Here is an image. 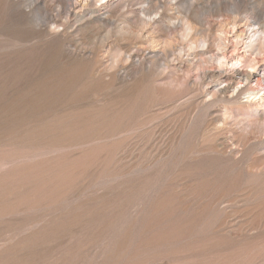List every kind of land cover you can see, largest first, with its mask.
I'll return each instance as SVG.
<instances>
[{
  "label": "rangeland",
  "instance_id": "374dc122",
  "mask_svg": "<svg viewBox=\"0 0 264 264\" xmlns=\"http://www.w3.org/2000/svg\"><path fill=\"white\" fill-rule=\"evenodd\" d=\"M192 4L243 13L187 0L166 23ZM244 6L264 21V0ZM36 24L0 0V264H264V91L203 105L196 67L160 65L134 88L55 55Z\"/></svg>",
  "mask_w": 264,
  "mask_h": 264
},
{
  "label": "bare ground",
  "instance_id": "6f19581e",
  "mask_svg": "<svg viewBox=\"0 0 264 264\" xmlns=\"http://www.w3.org/2000/svg\"><path fill=\"white\" fill-rule=\"evenodd\" d=\"M246 1L239 0L237 10L243 13L230 20L218 19L220 10L200 18L198 6L192 4L181 25L166 23L165 18L187 0H10V4L12 17L20 23L36 19L30 37L43 38L57 56L88 61L99 77L109 70L111 79L138 88L159 65L168 71L196 67L194 86L197 90L204 85L202 104L209 106L217 99L239 102L255 91L252 84L264 91V21L258 22L254 9L244 6ZM154 12L156 17H147ZM113 42L127 49L120 50L109 67L106 56Z\"/></svg>",
  "mask_w": 264,
  "mask_h": 264
},
{
  "label": "clouds",
  "instance_id": "9594fccd",
  "mask_svg": "<svg viewBox=\"0 0 264 264\" xmlns=\"http://www.w3.org/2000/svg\"><path fill=\"white\" fill-rule=\"evenodd\" d=\"M104 2V0H100V3H103Z\"/></svg>",
  "mask_w": 264,
  "mask_h": 264
}]
</instances>
